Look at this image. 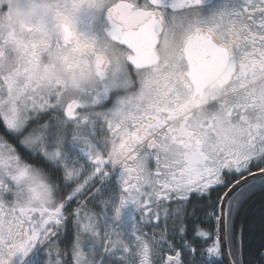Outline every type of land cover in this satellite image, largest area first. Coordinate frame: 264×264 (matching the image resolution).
I'll use <instances>...</instances> for the list:
<instances>
[{
    "label": "snow or ice",
    "instance_id": "snow-or-ice-1",
    "mask_svg": "<svg viewBox=\"0 0 264 264\" xmlns=\"http://www.w3.org/2000/svg\"><path fill=\"white\" fill-rule=\"evenodd\" d=\"M0 8V264H264V0Z\"/></svg>",
    "mask_w": 264,
    "mask_h": 264
},
{
    "label": "clouds",
    "instance_id": "clouds-1",
    "mask_svg": "<svg viewBox=\"0 0 264 264\" xmlns=\"http://www.w3.org/2000/svg\"><path fill=\"white\" fill-rule=\"evenodd\" d=\"M11 17L15 23H25L26 22V13L22 6L17 5L13 2L10 6ZM9 8H0V17L7 15ZM170 47V44L167 42L163 46V52L166 53L167 48ZM51 74L49 69H42L39 75L43 78H47ZM91 259V258H90Z\"/></svg>",
    "mask_w": 264,
    "mask_h": 264
}]
</instances>
